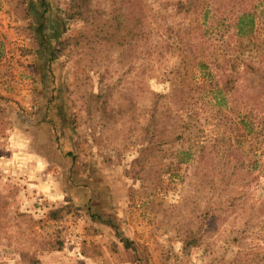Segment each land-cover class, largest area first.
<instances>
[{"label":"rangeland","instance_id":"obj_1","mask_svg":"<svg viewBox=\"0 0 264 264\" xmlns=\"http://www.w3.org/2000/svg\"><path fill=\"white\" fill-rule=\"evenodd\" d=\"M177 1L79 11L73 0H0V264H23L21 252L26 264H264V190L223 193L217 170L178 163L184 136L136 161L152 95L192 87L197 57L221 61L225 49L202 31L215 17L178 14ZM214 1L220 21L260 14L252 53L264 54V0ZM88 94L105 95L114 119L88 114ZM192 235L198 246L185 247Z\"/></svg>","mask_w":264,"mask_h":264},{"label":"trees","instance_id":"obj_2","mask_svg":"<svg viewBox=\"0 0 264 264\" xmlns=\"http://www.w3.org/2000/svg\"><path fill=\"white\" fill-rule=\"evenodd\" d=\"M73 1L80 11L88 9L93 0ZM214 3V0H183L176 3L178 14L202 16L205 21L215 17L216 20L209 21L202 31L204 35L209 34L222 43L225 49L220 55L221 61L210 59L212 55L209 54L196 58L197 63L193 68L197 70V75H192V87H173L169 96L162 93L152 95L149 121L143 127V136L147 138L143 145L146 147L140 152L145 156L136 161L140 163L147 159V152L160 154L166 145L184 136L188 146L179 152L181 159H177L178 163L190 165L202 162L207 169L205 175L211 168L217 170L216 183L223 193L234 189L238 182L264 190V181L261 180L264 178V54L252 53L255 47L253 35L260 14L254 13V10H243L233 19L220 21ZM41 32L42 27L37 26L38 38ZM231 37L235 38L232 47L226 41ZM56 58L58 55L56 57L53 52L49 61ZM256 81L258 83L254 84ZM86 99L88 114L100 112L104 120L114 119L102 101H106L105 95L88 94ZM166 101L172 107L161 109ZM205 125L209 128L206 133ZM201 134L203 140L200 139ZM245 146L247 160L238 168L232 163L238 161L237 155H241V149ZM219 156L221 167H213L214 158ZM229 164L232 166L227 168ZM258 207L255 210L264 216V206ZM70 210L69 205L51 210L48 220L61 221L71 213ZM211 211L209 209L204 216L209 218ZM199 240V237L192 235L184 241V245L197 247ZM51 250L61 251L62 244L57 246V242L54 243ZM19 258L23 264L33 259L23 252L19 253Z\"/></svg>","mask_w":264,"mask_h":264}]
</instances>
